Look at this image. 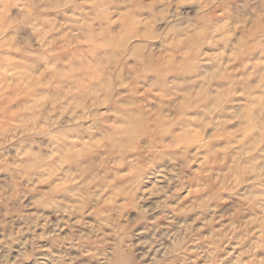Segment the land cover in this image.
Returning <instances> with one entry per match:
<instances>
[{"label":"rangeland","instance_id":"374dc122","mask_svg":"<svg viewBox=\"0 0 264 264\" xmlns=\"http://www.w3.org/2000/svg\"><path fill=\"white\" fill-rule=\"evenodd\" d=\"M260 101L264 0H0V264H264Z\"/></svg>","mask_w":264,"mask_h":264},{"label":"bare ground","instance_id":"6f19581e","mask_svg":"<svg viewBox=\"0 0 264 264\" xmlns=\"http://www.w3.org/2000/svg\"><path fill=\"white\" fill-rule=\"evenodd\" d=\"M262 104H264V102L263 101H260ZM138 129V128H137Z\"/></svg>","mask_w":264,"mask_h":264}]
</instances>
